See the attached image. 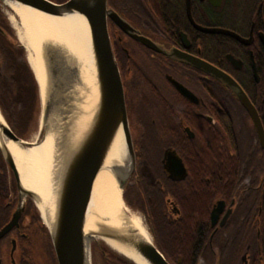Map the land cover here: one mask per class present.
Masks as SVG:
<instances>
[{"label":"flooded vegetation","instance_id":"obj_1","mask_svg":"<svg viewBox=\"0 0 264 264\" xmlns=\"http://www.w3.org/2000/svg\"><path fill=\"white\" fill-rule=\"evenodd\" d=\"M107 5L116 17L107 16V29L136 158L125 190L134 197L126 201L141 212L153 238L156 235L166 251L189 252L196 245L202 254L197 264H216L217 259L220 264L224 238L249 234L242 226L250 203L257 208L260 204L264 150L243 105L192 59L208 62L233 77L257 110L264 129V0H107ZM1 21L0 41L8 44L11 34ZM0 58L3 78L7 64L1 49ZM214 85L220 86V95L213 93ZM214 132L227 157L241 155L251 140L247 151L251 166L229 199H216L203 225L192 221L186 231L187 219L180 206L195 188L211 187L207 176L204 182H195V174L202 179V173L210 171L196 159L209 156ZM218 201L223 204L212 225L211 211ZM15 207L14 201L11 212ZM26 210L19 225L0 238V264H12L16 256V251L11 253L12 242L27 238ZM258 237L255 233V244L244 246L247 264L251 253L259 251Z\"/></svg>","mask_w":264,"mask_h":264},{"label":"water","instance_id":"obj_2","mask_svg":"<svg viewBox=\"0 0 264 264\" xmlns=\"http://www.w3.org/2000/svg\"><path fill=\"white\" fill-rule=\"evenodd\" d=\"M0 1L2 4L8 5L6 0ZM10 1L50 16H63L75 12L81 14L87 22L89 38L92 46L96 81L95 98L97 99L94 116L90 120L89 127L81 138V141L70 153L62 170V175H60L56 213L53 223L49 224L45 222L40 213V217L42 218L49 234L57 264H85V247L87 245V251L90 256V241L95 238H100L101 242L114 254L124 258L131 264H173L164 256L152 237L151 240L146 239L133 228L116 229L106 227L102 229L100 234L97 233V236L88 240L87 243L85 242L84 221L93 180L102 164L105 151L117 128L121 129L126 152L131 159L129 173L118 182L119 187L122 190H124L130 175L135 169V152L129 129L124 90L118 66L114 60L111 50L107 29V16H111L112 18L116 17L108 8L107 0H66L62 3H56L52 0ZM206 30L217 31V29ZM221 31L239 37L237 34L228 30ZM0 33H4L1 26ZM48 39L51 38L49 37ZM141 40L143 39L141 38ZM42 62L45 73V93L44 98L42 99L40 92V98L41 105L44 109V114L42 112L44 126V119L49 113V104L51 101L50 96L47 97L45 95L47 89V66L46 60L44 61L43 57ZM192 62L195 66L210 73L223 86L227 87L235 98L243 105L255 129L259 144L264 150V129L261 119L254 105L239 83L229 74L221 71L219 68L208 62H204L200 59H192ZM36 81L40 90L39 82L37 79ZM83 90V92L87 94L86 92L88 91L85 88ZM85 94L82 93L81 95L80 93V97L83 95L85 96ZM84 103V106H82V104L78 106L76 116L70 119L68 127L66 125L63 127V131L60 133V136L55 128L48 127L47 125L45 127L46 132L51 128L55 132L54 150L55 156L58 157L59 160L63 159L69 152L67 148L70 146L69 141L72 138L73 129H78V131H80L78 119L82 115V110H84V107L87 105V100H84ZM3 119L4 122L0 123L1 133L4 135V137L2 135L0 138V153L7 166L12 171L16 188L18 189V200L9 220L0 228V238H2L14 226L19 225V219L24 209V205H21V194L33 197V201L39 210L34 200V192L25 189L21 184L18 170L12 155L6 147L5 139L12 140L17 143L20 148L24 149L32 146L33 143L19 137L11 129L4 117ZM58 159L57 161L59 162ZM222 204L223 201H218L217 207H214L211 211L212 225L215 224L218 218V212ZM257 231L259 236V230ZM106 238L116 241L130 254L128 255L119 251L117 248L113 247V245H111ZM16 249V243L13 241L11 253L13 254ZM11 261L12 264H18L16 259H12ZM241 262L242 264H247L246 254L241 257ZM259 263L263 264L261 256H259ZM216 264H219L218 259L216 260Z\"/></svg>","mask_w":264,"mask_h":264},{"label":"bare ground","instance_id":"obj_3","mask_svg":"<svg viewBox=\"0 0 264 264\" xmlns=\"http://www.w3.org/2000/svg\"><path fill=\"white\" fill-rule=\"evenodd\" d=\"M6 2L8 17L17 31L20 42L25 46L28 64L39 82L42 99L45 93V73L40 45L46 36L59 40L70 53L77 64L83 89L88 91L85 94L87 105L78 119L80 131L73 129V135L69 141L70 146L67 148L69 152L63 159L59 160L55 156V132L52 128L46 132L41 142L31 141L32 146L25 149L20 148L12 140L5 139L22 186L34 192V200L42 218L51 224L56 213L60 175H62L70 153L86 133L96 109L94 59L88 25L84 17L77 12L63 16H50L10 0ZM3 122L4 119L0 112V123ZM2 135L0 129V138ZM130 167L131 159L127 155L121 129L117 128L93 180L84 221L86 243L106 227L133 228L146 239H152L141 216L128 209L121 199L118 182L127 176ZM106 240L119 251L130 254L116 241L108 238ZM87 249L86 245L85 264H91Z\"/></svg>","mask_w":264,"mask_h":264},{"label":"trees","instance_id":"obj_4","mask_svg":"<svg viewBox=\"0 0 264 264\" xmlns=\"http://www.w3.org/2000/svg\"><path fill=\"white\" fill-rule=\"evenodd\" d=\"M1 18V14H0ZM9 38V36H7ZM12 38V36H10ZM0 49L2 54L6 60L7 64V80L12 88V92L3 95L2 100L4 103V112L7 113L6 121L11 127V129L21 138H23V134L29 127V124L34 116L36 111L37 103H38V95L34 90L37 87V84L34 80H32L33 90L30 91L31 88L28 86V82L25 83L23 78L24 71H26V60L23 54V48L17 43L9 41L8 44H4L0 41ZM26 65V66H25ZM29 69V68H28ZM27 84V86H26ZM35 84V85H34ZM220 84V83H219ZM221 85V84H220ZM27 88L29 89V94L25 98L23 95L26 94ZM220 86L214 85L213 93L217 96L219 93ZM3 110V109H2ZM217 133H213L212 136V149L210 151L209 156L206 158H197V164L208 167L210 169L209 173H202V179H199L195 174L196 180L195 182H204V177L207 176L210 181V188L207 187H197L194 189V193H191L182 200L181 204V212L183 214V219L186 220L185 229L189 231L192 226V221H197L203 225V220L207 218L208 210L211 207L212 203L219 198L229 199L232 193L235 191L237 185L244 179L246 173V169L250 168L252 159L248 157L247 151L250 148L251 140L248 143H244V152L240 153L237 157H227L222 155L220 146H219V135L216 136ZM249 138H251L248 135ZM6 162L4 161L1 153H0V228L9 220L11 216L10 204L14 203V199L11 198L9 194H11V184H9L6 175ZM244 171L241 175V172ZM188 181H191L190 178ZM209 192V195L206 196L204 190ZM261 198L260 204L255 207L251 205L248 208L247 215L245 213L244 222H249L253 215L259 219V237H258V246L259 251H255L251 256L252 259L249 264H258L257 257L261 256V259L264 264V177L261 181ZM30 203L31 208L26 210V213L32 218V225H39L40 230L46 234V228L42 224L38 213L34 209L33 204ZM254 210V211H253ZM259 212V213H258ZM157 217V216H156ZM159 218V217H158ZM206 220V219H205ZM239 228L237 227L236 230ZM237 235V236H236ZM225 241L223 242L221 249L219 251L220 255V264H238V255L241 251L240 244L243 241H248L251 245L255 241V237L249 238L245 233L239 234L235 233L234 236L225 237ZM154 241L157 247L162 251L164 256L173 264H197L198 258L202 257L197 250V246L193 245L192 250L189 252H173L166 251L161 244L159 243L156 235L154 236ZM47 251H49V256L52 260V264H57L55 254L52 248L51 243L48 240ZM243 245V244H242ZM107 264H131L127 260L122 257L117 256L114 253L106 255ZM18 264H31L26 257L25 251L22 250V254L17 259ZM260 264V263H259Z\"/></svg>","mask_w":264,"mask_h":264},{"label":"rangeland","instance_id":"obj_5","mask_svg":"<svg viewBox=\"0 0 264 264\" xmlns=\"http://www.w3.org/2000/svg\"><path fill=\"white\" fill-rule=\"evenodd\" d=\"M0 14H1V22L4 23V25L6 26V28L8 29V32L11 34L12 36V41L17 43L18 45H20L23 48V54H24V58L26 60V71H24L23 74V78L25 80V83L28 84L30 91L33 90V84H32V80H34L37 84V81L34 77V74L28 64V60H27V51L25 49V46L22 44V42H20L18 36H17V31L14 28V26L12 25L8 14H7V6L2 4V2L0 1ZM48 37V36H47ZM47 37H45L40 45V51H41V55L44 58V61L46 60V74H47V89H46V96L49 97L50 96V101L51 103L50 105V110L49 113L47 114V117H45L44 119V126H43V120H42V112L44 114V109L43 106L41 105V98H40V90L39 87L37 85V87H35V91L37 92L38 95V103H37V107H36V111L34 113V116L29 124L28 129L26 130V132L23 134V138L24 140L27 141H34V142H41L44 139V135L46 133V125L48 127H53L55 128V130H57L59 136L60 133H62L63 131V127H65V125L68 127V124L70 123V119L74 116H76V111L78 106H80V104H82V106H84V100H86L85 96H81L80 97V93L82 95L85 94L82 89V85L80 82V75H79V71L77 68V64L74 61V59L72 58V56L70 55V53L65 49V47L63 46V44L55 39V38H51L48 39ZM0 62H3V59L0 58ZM2 64V63H1ZM29 68V69H28ZM26 84V86H27ZM35 85V84H34ZM88 87V86H87ZM12 88L10 86V84L8 83L7 80V76H4L3 78H0V112L3 115L4 118H7V113L4 112V103L1 97H3V95H7V93L12 92ZM7 92V93H6ZM88 93V92H86ZM29 94V89L27 88L26 94L23 95V98H25L28 96ZM44 103V102H43ZM3 109V110H2ZM6 120V119H5ZM42 125V126H41ZM7 165V164H6ZM135 165H136V158H135ZM135 171V169H134ZM134 171L132 172V174L130 175L128 182H130L131 177L134 173ZM6 175H7V180L9 182V184H11V194H9L11 196L12 199L15 200V204H17V200H18V189L16 188V184H15V180L12 174L11 169L7 166L6 167ZM126 184V186H127ZM126 186L124 188V190H122L121 188V199L123 201V204L130 209L132 212L138 214L141 216V218L143 217V215L141 214V212H139L136 208L135 205L130 203H127L126 199H132L134 197L133 193L128 190L127 192L126 190ZM128 187V186H127ZM33 204L34 209L36 210V212L39 215V218L42 222V224L45 226L42 218L40 217V212L37 209L34 201H33V197H30L29 195H24L21 194V205H24V209H30V203ZM252 205V203H250ZM250 205V206H251ZM255 210V203H253L252 205ZM253 210V211H254ZM30 216H25L24 222L26 225L25 229H24V233L26 234L27 238L25 241H21L16 239V256L15 259L17 261V259H19V257L22 254V250L25 251L26 253V257L29 260V263L31 264H52V260L49 256V251H47V245H48V240L51 243L49 234L47 232L48 235L44 234L40 228L39 225H32V223L29 220ZM251 220L247 223L244 222L242 228L249 230V234L248 237H255V233L258 237V226H259V219L258 217L255 215V213H253L252 217L250 218ZM149 234L151 235V237L153 238V234L152 232L149 230L146 222L144 221V219L142 218ZM28 226V227H27ZM46 228V227H45ZM47 231V229H46ZM154 239V238H153ZM248 243V241H243V246L241 247V251L240 254L238 255V264H241V255L244 252V246ZM22 244L24 246H22ZM52 245V244H51ZM53 248V247H52ZM54 251V250H53ZM105 251V254H104ZM113 253L106 245H104L100 238H95L92 239L90 241V258H91V264H107V257L106 255ZM249 254V253H248ZM253 253H251L252 255ZM244 255V254H243ZM242 255V256H243ZM118 256V255H117ZM250 256V255H249ZM120 257V256H119ZM18 263V261H17Z\"/></svg>","mask_w":264,"mask_h":264}]
</instances>
